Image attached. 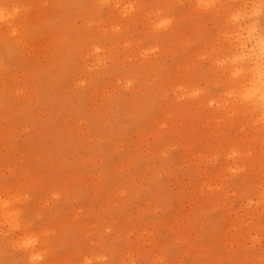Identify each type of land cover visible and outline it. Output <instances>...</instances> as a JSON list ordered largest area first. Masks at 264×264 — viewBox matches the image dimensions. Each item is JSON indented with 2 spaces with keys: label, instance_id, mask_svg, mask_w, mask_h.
<instances>
[{
  "label": "rangeland",
  "instance_id": "obj_1",
  "mask_svg": "<svg viewBox=\"0 0 264 264\" xmlns=\"http://www.w3.org/2000/svg\"><path fill=\"white\" fill-rule=\"evenodd\" d=\"M200 2L0 0V264H264L261 0Z\"/></svg>",
  "mask_w": 264,
  "mask_h": 264
},
{
  "label": "snow or ice",
  "instance_id": "obj_2",
  "mask_svg": "<svg viewBox=\"0 0 264 264\" xmlns=\"http://www.w3.org/2000/svg\"><path fill=\"white\" fill-rule=\"evenodd\" d=\"M197 8L203 11H210L214 8H217L218 5L214 2V0H201L199 4L196 5ZM253 7V11L247 15V22L251 23V28L249 29V39L254 41L255 47V33L259 32V48H260V57L259 63L253 64L251 63L254 60V57H250L245 55L243 57L237 55L232 59V64L236 65V71L233 73L234 76H239L244 71L240 65L244 64L248 69V76L252 77L251 84L247 86L242 92L241 96L243 100H251L253 97L259 95V99L261 102H264V0H261V4L259 5L258 10ZM257 17L260 18L259 27L255 24ZM7 19L5 12L2 8H0V21ZM233 20H238L239 16H233ZM170 23L169 20H162L157 28H162L167 26ZM261 110L264 111V103L261 105ZM35 242V237H29L24 240L23 247H28ZM37 257L33 256L32 259L35 260ZM85 264H91L90 261H86ZM160 264H163L161 261Z\"/></svg>",
  "mask_w": 264,
  "mask_h": 264
},
{
  "label": "bare ground",
  "instance_id": "obj_3",
  "mask_svg": "<svg viewBox=\"0 0 264 264\" xmlns=\"http://www.w3.org/2000/svg\"><path fill=\"white\" fill-rule=\"evenodd\" d=\"M228 9H230V6H229V8ZM236 16V15H235ZM157 62H158V60H157ZM160 63V62H159ZM156 64V63H155ZM164 64V63H163ZM158 65V64H157ZM162 65V64H161ZM167 65H164V66H161V68H162V70L161 71H163L164 73L163 74H165V72L168 74V71H169V69H168V67H166ZM158 67H160V65L158 66ZM146 69V68H145ZM144 69V67L143 68H141V69H139V70H136L135 71V73H136V79L138 78V80L135 82V81H132V79L130 80L129 78L126 80L128 83L129 82H132V84L133 85H135V84H140L141 82H140V79H142V80H146V79H148V77L150 76L149 75V72L148 71H150V70H148V69H146L145 70ZM138 71V72H137ZM142 84V83H141ZM147 85V84H146ZM260 100V99H259ZM262 103H264V102H261V100L259 101V105L261 106L262 105ZM239 113V112H238ZM240 114V113H239Z\"/></svg>",
  "mask_w": 264,
  "mask_h": 264
}]
</instances>
